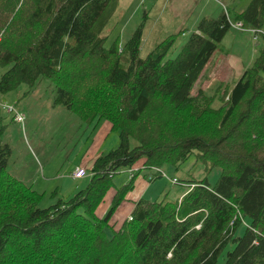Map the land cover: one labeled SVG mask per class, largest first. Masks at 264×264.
Listing matches in <instances>:
<instances>
[{
    "label": "trees",
    "instance_id": "obj_1",
    "mask_svg": "<svg viewBox=\"0 0 264 264\" xmlns=\"http://www.w3.org/2000/svg\"><path fill=\"white\" fill-rule=\"evenodd\" d=\"M119 2L0 0V93L20 85L30 93L47 78L55 106L119 132L85 186L47 208L45 192L8 173L12 150L0 142V264H264V33L231 86L192 94L231 24L262 29L264 0L203 16L169 59L179 32L140 55L145 16L125 43L104 46ZM194 153L221 170L215 184L189 181L171 202L126 198L140 170L177 169ZM140 160L116 187L119 171Z\"/></svg>",
    "mask_w": 264,
    "mask_h": 264
},
{
    "label": "rangeland",
    "instance_id": "obj_2",
    "mask_svg": "<svg viewBox=\"0 0 264 264\" xmlns=\"http://www.w3.org/2000/svg\"><path fill=\"white\" fill-rule=\"evenodd\" d=\"M249 1L251 0H120L116 14L102 32L107 40L104 46L108 48L115 38L119 39L121 45L125 43L145 16L140 55L144 57L149 54L155 42L162 41L166 35L179 32L170 52L165 56V59L174 58L190 33L196 29L192 27L194 18L211 13L214 14L213 17L209 16L215 19L229 8L242 11ZM183 5L192 8L189 10L190 7L184 8ZM262 30L264 31V26ZM252 37L253 34L249 32L230 28L217 44L218 50L213 55L212 64L213 67L226 65L224 68L218 66L215 72L207 68L201 79L194 84L192 94L200 89L213 94L222 80L231 86L241 76L238 73L240 68L245 69L254 62L253 55H256L262 45L260 40L257 47H254L256 45ZM37 83L30 93L25 91L24 85L6 94L0 93V142L12 150L7 162L8 173L18 177L23 183L30 184L33 189L45 192L39 206L47 208L56 202V198L65 199L85 186L88 177L72 180L69 173L77 164L89 170L95 157L116 148L119 132L109 131L105 120L95 128L84 125L76 113L69 112L62 105L53 104V82L40 78ZM5 105H13L16 112L23 116L22 121L17 122L13 117L14 112L6 111ZM218 105L219 102L215 101L214 107ZM135 143V140H131V145L134 146ZM195 153L177 169L171 166L161 167V176L153 182L142 176L147 169L140 170L134 181L135 186L127 193L126 198L138 201L144 198L157 201L165 199L171 202L183 197L189 187L185 183L189 181L206 179L211 185L215 184L221 170H210ZM142 161L135 163L133 173L138 172ZM132 172L121 169L114 178V185L120 187L125 184ZM150 174L153 176L155 172ZM172 179L177 182H172ZM55 189L57 194L51 196ZM241 232L240 228L238 233ZM222 263L220 260L218 264Z\"/></svg>",
    "mask_w": 264,
    "mask_h": 264
},
{
    "label": "built area",
    "instance_id": "obj_3",
    "mask_svg": "<svg viewBox=\"0 0 264 264\" xmlns=\"http://www.w3.org/2000/svg\"><path fill=\"white\" fill-rule=\"evenodd\" d=\"M231 25L233 28H236L240 31H243V30L250 31L251 34L254 35L253 40H256L257 36H259L260 33H264V31L262 29L244 28V27H242V23H238V22L231 24ZM4 109L6 111H9V112H14L13 117L17 122L22 121L23 116L20 115L18 112H16L13 105H8V106L5 105ZM153 171H155V172L158 171V172H160V174L162 173V171L159 168H156V169L154 168ZM130 172H132V171H130ZM69 174H70V177L72 180H77V179L86 178V177L90 176V173H88V170H86L84 168V166H82V165H77V167H75ZM132 174H133V172H132ZM172 182H177V180L172 179Z\"/></svg>",
    "mask_w": 264,
    "mask_h": 264
},
{
    "label": "crops",
    "instance_id": "obj_4",
    "mask_svg": "<svg viewBox=\"0 0 264 264\" xmlns=\"http://www.w3.org/2000/svg\"><path fill=\"white\" fill-rule=\"evenodd\" d=\"M201 1H202V0H201ZM205 4H206V3H205ZM183 7H184V8H187L188 6H184V5H183ZM189 7H190V8H189ZM189 7H188V8H189V10H190L192 7H191V6H189ZM187 13H188V12H186V14H187ZM209 13H210V11H209ZM209 15H210L211 17H213L214 14H211V13H210V14H202V15H200V17L197 16L196 18H194L193 21H192V23H193V26H192V27H195V28H196V26H197V24H198L197 22H199L198 20H199L201 17L203 18V16H209ZM198 18H199V19H198ZM234 29H236V28H234ZM236 30H238V29H236ZM238 31H239V32H249V33H251L250 31H247V30H243V31L238 30ZM253 37H254V35H253ZM253 37H252V39H253ZM142 38H143V37H142ZM143 39H144V38H143ZM253 41L256 42L257 40H253ZM155 43H156V42H155ZM154 45H155V44H154ZM254 47H255V46H254ZM256 49H257V48H256ZM254 57H255V55H253V59H254ZM213 58H214V56L212 55V57H211L210 60L208 61L209 63H208V64L205 66V68H204V71H203L204 73H205V70H206L207 68H210L211 70H213V72H215L216 70H218L217 67H218L219 65H218V66H214V67H213V65H212V64L214 63V62H213ZM253 59H252V60H253ZM224 65H226V64H224ZM224 65L219 66V67L224 68ZM243 71H244V68H240V71H239L238 73L242 76ZM226 72H228L227 69H226ZM204 73H202V74L204 75ZM201 76H202V75H201ZM241 76H240V77H241ZM225 78H226V77H225ZM234 82H235V81H234ZM221 83H224V84H227V85H228V83H225V81L223 82V80L221 81ZM229 86H230V85H229ZM204 88H206V86H205ZM203 91L205 92V89H203ZM105 123L107 124V127H106V128L109 129V124L107 123V121H106ZM109 131H110V129H109ZM77 165H80V164H77ZM82 166H83V165H82ZM76 167H77V166H76ZM84 168H85V167H84ZM85 169H86V168H85ZM150 173H151L150 170H149V171L146 170V171L142 174V176H144V177H148V178H149ZM144 177H143V178H144ZM149 179H150V178H149ZM154 180H155V179H154ZM154 180H150V181L153 182Z\"/></svg>",
    "mask_w": 264,
    "mask_h": 264
}]
</instances>
